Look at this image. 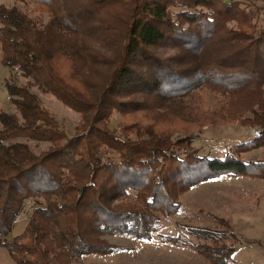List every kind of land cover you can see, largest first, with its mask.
<instances>
[{
	"label": "trees",
	"instance_id": "1",
	"mask_svg": "<svg viewBox=\"0 0 264 264\" xmlns=\"http://www.w3.org/2000/svg\"><path fill=\"white\" fill-rule=\"evenodd\" d=\"M7 1L0 62L16 113L0 108V247L16 264H92L120 248L106 236L152 241L200 183L264 179V160L243 156L264 146V29L249 32L254 0ZM164 46L177 53L160 56ZM218 46L224 53L214 56ZM208 91L219 121L257 128L218 155L189 150L192 134L172 138L180 125L218 121ZM40 93L79 113L83 130L69 136ZM189 231L201 243L164 239L210 264H237L229 229Z\"/></svg>",
	"mask_w": 264,
	"mask_h": 264
},
{
	"label": "rangeland",
	"instance_id": "2",
	"mask_svg": "<svg viewBox=\"0 0 264 264\" xmlns=\"http://www.w3.org/2000/svg\"><path fill=\"white\" fill-rule=\"evenodd\" d=\"M7 2L0 0V4ZM250 2L249 10L254 16L252 25L255 28H250L249 32L258 33L264 29V0ZM231 25L235 26V23ZM102 49L107 51L105 46ZM222 50L220 46L215 48L214 56H220L224 53ZM1 52L0 43V57ZM261 52L264 55V46ZM158 53L162 57H168L177 53V49L164 46ZM10 73L11 71L0 62V108L16 113L5 87V80ZM17 82L24 84L26 80L18 78ZM34 90L39 91L37 87H34ZM40 94L44 105L55 114L59 124L69 136H74L83 130L80 128L79 113L69 108L52 93ZM205 97L207 98L205 105L208 108L206 109L218 121L204 125L203 130L187 123L175 127L172 134L174 141L183 140L192 134L196 137L195 141L185 144L189 150H195L198 154L218 155L257 132L256 127L239 121H219L220 106L217 97L210 91L206 92ZM120 120V116L115 114L111 126L116 128ZM243 156L249 160H264V146L244 153ZM180 202L182 205L179 214L164 220L152 241L139 240L125 234L106 236L110 243L120 248L109 255L90 256L89 260L92 264H210L205 257L199 256L193 247L174 244L164 239L166 236H173L181 240L187 239L194 244L201 243V239L190 233L189 229L208 227L220 232L228 229L231 231L232 235L227 242L236 245L233 259L237 264H264V179L223 176L193 187L181 196ZM1 250L7 254L8 259L1 258L0 264L12 262L8 251L5 248Z\"/></svg>",
	"mask_w": 264,
	"mask_h": 264
},
{
	"label": "crops",
	"instance_id": "3",
	"mask_svg": "<svg viewBox=\"0 0 264 264\" xmlns=\"http://www.w3.org/2000/svg\"><path fill=\"white\" fill-rule=\"evenodd\" d=\"M25 227H26V222L25 221H22V222H19L16 226H15V228H14V234L15 235H19V234H21L23 231H24V229H25ZM1 248H3V247H0V259L2 258H5V259H8L7 258V254H5L4 252H1V251H3V250H1ZM9 253V252H8ZM10 255V254H9ZM11 257V256H10ZM11 259H12V257H11ZM12 262H8V264H16L15 263V261L12 259L11 260Z\"/></svg>",
	"mask_w": 264,
	"mask_h": 264
}]
</instances>
